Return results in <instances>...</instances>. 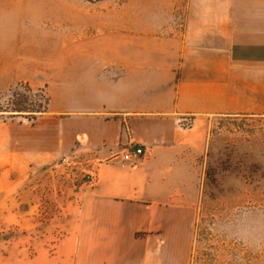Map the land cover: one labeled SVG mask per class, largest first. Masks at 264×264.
Masks as SVG:
<instances>
[{
    "label": "crops",
    "instance_id": "1",
    "mask_svg": "<svg viewBox=\"0 0 264 264\" xmlns=\"http://www.w3.org/2000/svg\"><path fill=\"white\" fill-rule=\"evenodd\" d=\"M164 27L131 31L123 97L113 82L106 103L80 111L99 141L84 133L66 154L88 155L94 184L68 174L64 194L33 198L16 181L0 264H190L211 122L264 115V0H191L184 25ZM133 145L145 150L134 165L109 161ZM47 156L29 157L24 179L58 159Z\"/></svg>",
    "mask_w": 264,
    "mask_h": 264
},
{
    "label": "rangeland",
    "instance_id": "2",
    "mask_svg": "<svg viewBox=\"0 0 264 264\" xmlns=\"http://www.w3.org/2000/svg\"><path fill=\"white\" fill-rule=\"evenodd\" d=\"M189 2L0 0V206L8 207L0 211H11L19 178L21 195L33 198L64 194L68 174L72 187L84 183L87 154L74 169L57 166L84 133L99 141L95 121L80 111L106 103L113 82L121 99L124 40L140 23L160 38L170 30L164 25L183 26ZM146 79L151 89L156 83ZM17 105L46 113L1 112ZM209 133L190 264H264V115L214 118ZM47 153L58 159L24 179L28 158ZM9 223L0 215V236H10Z\"/></svg>",
    "mask_w": 264,
    "mask_h": 264
},
{
    "label": "built area",
    "instance_id": "3",
    "mask_svg": "<svg viewBox=\"0 0 264 264\" xmlns=\"http://www.w3.org/2000/svg\"><path fill=\"white\" fill-rule=\"evenodd\" d=\"M84 140V137L79 139V146L82 145ZM145 154V150L142 146H136L133 145L127 149H124L120 151L117 154H114L110 157L109 161L111 162H117L120 164L122 168H126L130 165H134L135 162L140 160ZM85 158V155L83 152L80 151V149H77L70 153L69 155L63 156L59 162L57 163L58 167H65V168H71L74 169L75 167L81 165L83 162V159ZM90 166L86 170L84 174V182L93 185L96 179V172L93 168L94 164L92 165L91 159L89 161Z\"/></svg>",
    "mask_w": 264,
    "mask_h": 264
},
{
    "label": "trees",
    "instance_id": "4",
    "mask_svg": "<svg viewBox=\"0 0 264 264\" xmlns=\"http://www.w3.org/2000/svg\"><path fill=\"white\" fill-rule=\"evenodd\" d=\"M48 106V103H47ZM38 106L34 109L28 108V107H20L19 105L15 106L12 111H1V112H17V113H29L32 119H35L37 115H42L43 113H46V107Z\"/></svg>",
    "mask_w": 264,
    "mask_h": 264
}]
</instances>
